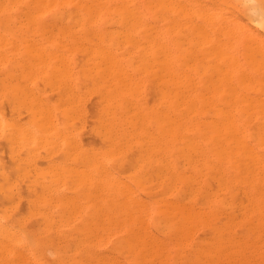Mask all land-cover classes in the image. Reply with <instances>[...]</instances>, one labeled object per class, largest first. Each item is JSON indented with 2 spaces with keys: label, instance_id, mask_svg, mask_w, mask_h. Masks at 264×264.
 <instances>
[{
  "label": "bare ground",
  "instance_id": "6f19581e",
  "mask_svg": "<svg viewBox=\"0 0 264 264\" xmlns=\"http://www.w3.org/2000/svg\"><path fill=\"white\" fill-rule=\"evenodd\" d=\"M238 7L245 9L247 20H243L236 14L235 8ZM2 16H14L17 18L28 17L31 18V20H27V23L29 25L64 23V21L50 22L48 20L32 18L46 19L48 17H58L57 19L59 20L61 17H74L76 21V17H81L86 18L82 20V23L84 24L83 26L93 23V21L95 20L92 21V18L95 17H114L113 19L120 17L122 18V25L123 23L130 24L133 26H138L139 28H142L147 24H149L148 27L150 28L153 27L150 25H155L150 24L152 22L146 20V17H154L155 19H157L156 22L158 23V29L154 28L155 32L153 34L150 31L148 32V35H145L146 29L144 31L143 27V31L145 33L142 34L145 37L138 40L137 43H133L136 45L140 44L142 46L150 44V47L151 44L156 43L157 46L154 49L156 50L157 48L156 51H159V54L157 55H159L158 60L159 64L161 65L160 69L162 75L155 76H161V78L163 79L159 80L158 82L156 81V83H160L161 81H163V84H161V86L163 85V94L161 100H159L161 101V109H155L156 111L158 109L161 110L160 114H156V112L154 114H156L157 117L162 113V119H160V116L158 117L163 121V129L160 128L163 130L162 134L164 146L162 147V152H169V148H171L170 151H172L173 153V159L170 157L171 159L167 160L166 158L164 159V164L163 162L160 163L162 164V167L160 166V168H162L161 170H163L162 176L164 177V179L166 178L169 181L170 185H168V183L164 184H167V187L170 186L168 190H172L173 196L171 198L161 197V204L159 205L160 216L158 222H150L148 220L143 221V218L141 217V215H139L142 219H139L140 221H138L137 218L139 217H137L134 218L135 220L137 219V221L132 220L133 222H128L125 220L121 221L120 218V221H115L109 218L108 220H101L100 218L103 217H100L99 219L92 218L94 221L63 223V240H65V264H124L121 258H124L125 256H127V261L131 260V258L133 257V263H130L132 262L130 261V264H264V0H0V17ZM0 23L2 22L0 21ZM119 23H121L120 20ZM71 26L72 25L70 24V29ZM133 26L130 28H133ZM63 27H59L57 29H61ZM85 28L87 27L85 26L84 29ZM48 29L45 28V30ZM4 32H1V35H4ZM58 32L60 31L58 30ZM63 33L65 34V32ZM1 37L4 38L3 36H0V38ZM130 37V40H132V38H135V36ZM128 39L129 38L127 37L126 41ZM7 40L9 41L8 38H5V42H7ZM16 40L18 39L16 38ZM43 41L47 42L49 40L43 39ZM21 43L22 45L25 44L24 46L28 47H31L30 45L44 44L43 42L30 41V39L29 41L28 39H21L20 44ZM28 43L30 45H27ZM102 43L103 42L100 41L98 43L95 42L94 44H97L98 46L101 44L103 46ZM3 44L6 45L5 43ZM0 45H2V43H0ZM13 46H15V44H13ZM9 48H12V46ZM29 49L32 48H26V51H32ZM94 50L97 51L96 48ZM142 52L147 51L142 50ZM30 53L32 54V52ZM152 55L154 56V54ZM41 56L37 57L39 58ZM32 57L35 59L34 56ZM88 57L91 58L89 55ZM102 57L104 58V55ZM40 60L44 62L43 59ZM91 60L93 59L91 58ZM83 61H81L82 64ZM85 63H87V61H85ZM20 65L21 63L18 64V66ZM151 66H154L153 62ZM157 67L159 68V66ZM98 68L101 67L98 66ZM85 69L82 70V72L85 71ZM102 69L104 70V68ZM151 69L155 70L152 67ZM51 72L53 73L54 71ZM120 72L125 73L126 71H123V69H121ZM52 73H50L49 75L53 76L51 75ZM29 76L31 75H28L27 77ZM65 76L67 77V75ZM113 77L115 78L117 76L114 75ZM61 78L58 77V79ZM127 78L124 80H127ZM64 80L66 79L64 78ZM47 82L50 81L47 80ZM138 83L139 82L137 81V84ZM64 85H66V83ZM118 86H120V84ZM12 87H14V85H12ZM68 87L71 86L69 85ZM38 88L41 87L38 86ZM109 89L112 91L111 88ZM136 89H133V91ZM109 92H107V94ZM67 97H69L68 94ZM103 98H105V96H103ZM124 99L128 98L124 97ZM111 105L115 106L114 104H110V106ZM63 108L67 109L66 107ZM124 109L127 108L125 107ZM102 111L105 110L103 109ZM108 113L109 112H107V114ZM42 117L44 118V115L41 116V118ZM112 117L115 118L114 115ZM142 117L145 118L146 116ZM144 118H142L141 120H144ZM45 120L50 121L48 120V118H45ZM41 122L44 123L45 121H42L41 119ZM107 122L108 121H106V123ZM4 124H6V122ZM47 125L49 126V124ZM157 126L159 128L160 125L157 124ZM108 131L112 132L111 130ZM133 132L134 134H136V130ZM129 133H131L130 130ZM141 136H143V134ZM155 136V140L156 138H159L158 136ZM106 137L109 138V135H106L104 138ZM108 138L106 139L109 141L110 139ZM138 140L140 139L138 138ZM47 143H49V141ZM159 145L161 146V144ZM118 146H120V143L118 144ZM162 148L159 147L156 150H161ZM106 151H104L103 153H105ZM114 151L115 150L111 152L113 153ZM123 155L125 154L123 153ZM160 155H163V153H161ZM94 165L96 166L97 164L94 163ZM105 168L106 167L104 166V169ZM68 169L69 168H67V170ZM97 169L98 167H96V170ZM70 170L71 169H69V171ZM49 171L50 170H48L47 172ZM37 174V176L43 175L42 173ZM25 175L26 174H24V176ZM80 177L81 176H79V182L81 179ZM51 178L53 177L51 176ZM77 178L78 177L76 175V177H74L73 179ZM64 182L67 181H65L64 179L63 183ZM57 183L59 182L57 181ZM126 183H128L129 187L132 185H129V182L127 181ZM81 185L83 184L81 183ZM123 186L128 189L127 185ZM47 187H49V185H47ZM164 187L163 189H165ZM35 189L37 188L35 187ZM118 189H120V186L118 187ZM129 190L130 189H128V191ZM134 190L132 189L131 191ZM37 191L39 192L40 189L38 188ZM95 191H97V189H95ZM76 193H78V191ZM95 193H93L92 195H94ZM124 193H126V191L120 194ZM87 194L89 195L90 193ZM88 195L86 197L89 199ZM38 197L41 196L38 195ZM140 197L142 198V196ZM29 198L27 197V199ZM45 198H47V196ZM45 198L42 200H45ZM58 198L60 199L63 197H59L58 195ZM52 199L49 200L50 203ZM71 199L73 200L74 198ZM32 200H34V198H32ZM46 201L48 200H45V202ZM156 201H158V199ZM67 202L64 203L68 204ZM50 203L46 202V204ZM65 204H63L62 206H64ZM94 204H92L93 206L91 207H94ZM9 205H12V203ZM107 208H109V206H107ZM121 208L122 207H120V209ZM97 209L96 211H98ZM63 211L65 212V210ZM64 212L63 214H65ZM71 213L74 212L71 211ZM93 213L98 214V212ZM102 213L106 214L107 216V213ZM126 214H128V212H126ZM129 214H131V212ZM29 215H31V213H29ZM67 215H69V213ZM41 216L42 215H40V217ZM131 217H133V215ZM53 219L55 218L53 217ZM53 223L48 222V224L51 225H53ZM12 233L15 232H13L12 230ZM201 233L206 235L202 236L200 235ZM7 240H9V238ZM14 241H16V239ZM8 244L10 245V243ZM6 245L7 244L5 243L4 246ZM31 246V248L34 247L33 245ZM50 246L51 245H49V247ZM9 250H11V248ZM18 253H15V255L12 254L14 258L16 257V255H19ZM20 254H22V252ZM41 257L42 256H40V258ZM23 259H20L19 257L18 261ZM12 261H15V259ZM27 262H29V260ZM6 263L9 264V262ZM47 263L50 264L51 262L48 261ZM61 264H63V262Z\"/></svg>",
  "mask_w": 264,
  "mask_h": 264
},
{
  "label": "rangeland",
  "instance_id": "374dc122",
  "mask_svg": "<svg viewBox=\"0 0 264 264\" xmlns=\"http://www.w3.org/2000/svg\"><path fill=\"white\" fill-rule=\"evenodd\" d=\"M235 12L240 18H242L243 20H247L245 9L238 7L235 8ZM57 18L58 17H48L46 19L44 18H32V19L48 20L50 22L64 21V23L62 24L47 23V24L29 25L27 23V20H31V18L28 17H22V18L19 17L17 18L14 16L0 17V21L2 22L0 23V36L4 37V38L2 37L0 38L1 41L0 43H2V45H0V52H1L0 53V177H1L0 186H2L0 187V201H1L0 202V213H1L0 214V242H1L0 263L1 264H8L6 262H9V264H14V263L15 264H19V263L49 264L47 263L48 261L51 262L50 264H61L62 262L63 264H65V258H64L65 240H63L64 238L63 223L94 221L93 219L95 218L99 219L100 217H103L100 218L101 220L102 219L108 220L109 218L115 221H120L119 220L120 218L121 221L125 220L128 222L130 221L133 222V221H137V219L138 221H140L143 218V221L148 220L150 222H158L160 216L159 205L161 204V197L171 198L173 196L172 190H168L170 186L167 187V184H164V183H168V185H170L169 181L166 178L164 179V177L162 176L163 170H161L162 168H160V166L162 167V164L160 163L163 162L164 164V159L166 158L167 160L171 158L173 159V153L172 151H170L171 148H169L170 150L168 149L169 152L166 153L162 152L163 151L162 147L164 146L163 134H162L163 121L160 120L162 119L161 116L162 113L161 115H159L160 119L158 118L159 116L156 117V114H160L161 111L159 110L161 109V101L159 100H161L163 94L162 93L163 85L161 86V84H163V81H161L160 83H156V81L158 82L159 80H163V79L161 78V76H157V77L155 76V75H162L160 69L161 65L159 64V60H158L159 55H157L159 54V51L158 52L156 51L157 48L156 50L154 49L157 46L156 43L151 44V47L150 44H146V46L143 45L144 46L143 47L140 44L136 45L133 43V42L137 43L138 40L145 37L142 33L146 32L145 35H148V32L151 31V33L153 34L155 32L154 28L158 29V23L156 22L157 19H155L154 17H146L145 18L146 20L152 22L150 24H155V25H150L153 26L152 28L148 27L149 24L143 26L144 31L146 29V31L144 32L143 27L139 28L138 26H133L124 23L122 25V20H121L122 18L120 17L115 19H113L114 17L92 18V21L93 20L95 21H93V23L85 25L87 27L85 29L82 20L86 18L76 17L77 22L75 21L74 17H61L59 20ZM62 18L65 20H63ZM119 20L121 21V23H119ZM70 24L72 25L71 29H70ZM132 26L133 28H130ZM59 27H63L65 31L63 30V28L57 29ZM45 28L46 29L49 28V29L45 30ZM58 30L60 32H58ZM1 32L2 33L4 32V35H1L2 34ZM63 32H65V34ZM130 36L132 37L135 36L136 40L135 38H132L133 41L130 40L131 38ZM127 37L129 39L126 41ZM5 38H8L9 41L7 40V42H5ZM16 38L18 40H16ZM21 39H28V41L30 39V41H38L43 43L45 42L43 41V39L49 41L45 42L44 43L45 45L44 44L30 45L28 43L27 45L31 46L28 47V46H24L25 44L24 45H22V43L20 44ZM100 41L103 42L102 44L104 47L101 44L99 46L97 44H94L95 42L98 43ZM3 43H5L6 45H4ZM13 44H15V46H13ZM11 46L12 48H9ZM26 48L27 49L32 48L29 50H32L30 52H32L33 55L30 52L26 51ZM95 48L97 49L98 52L94 50ZM142 50L147 52H142ZM152 54H154V56ZM31 55L34 56L35 59ZM35 55L37 56L42 55V56L38 58ZM88 55L93 60H91V58H89ZM103 55L104 58L102 57ZM40 59H43L44 62L41 61ZM83 60L87 61V63H85V61ZM81 61H83V64ZM152 62L154 63V66H151ZM19 63H21L20 66H18ZM59 66L61 67V69ZM98 66H100L101 68H98ZM157 66H159V68ZM151 67L154 68L155 70L151 69ZM68 68L70 72L68 71ZM102 68H104V70ZM84 69L86 72L85 71L82 72V70ZM121 69H123V71L126 72L125 73L123 72L124 74L121 73L120 72ZM36 70L39 72H37ZM51 71H54L55 73L53 72L54 73L53 74ZM50 73H52L51 75L53 76H50L49 75ZM66 73H68L69 75ZM28 75L31 76L27 77ZM65 75H67V77ZM114 75L117 77L114 78L113 77ZM57 76L59 78L61 77L63 78L58 79ZM64 78L66 80H64ZM103 78H105L107 81ZM126 78L127 80H124ZM47 80L50 82H47ZM58 80H61L62 82ZM137 81L139 82L138 83L139 86L137 84ZM65 83L66 85L67 84L68 85L67 86L64 85ZM119 84L120 86H118ZM12 85H14V87H12ZM69 85L71 87H68ZM38 86L41 88H38ZM109 88H111L112 91ZM133 89L136 90L133 91ZM107 92L109 93L107 94ZM67 94L69 97H67ZM103 96H105V98H103ZM124 97H127L128 99H124ZM100 99L103 101H101ZM114 99H116L118 102ZM116 103H120V104H116ZM110 104H114L115 106L113 105L110 106ZM63 107H66L68 110ZM125 107L127 109H124ZM157 108L159 109L156 111L155 109ZM36 109H38L39 111ZM103 109L106 112L102 111ZM62 111L65 113H63ZM107 112L109 113L107 114ZM155 112L156 114H154ZM43 115L44 118L43 117L41 118V116ZM113 115L115 118L112 117ZM142 116H146V117L144 118ZM33 117H36L38 119ZM45 118H48V120L50 121H46ZM142 118H144V120H141ZM41 119L42 121L45 122L44 123L41 122ZM106 121H108L109 123L108 122L106 123ZM5 122L6 124H4ZM47 124H49V126ZM157 124L160 125L159 128ZM108 130H111L112 132H109ZM129 130L131 131V133H129ZM135 130H136L135 132L136 134H134L133 132ZM142 134L143 136H141ZM106 135H109V138L106 137L110 139L109 141L106 138H104ZM154 136L155 137L158 136L159 138H156L155 140ZM138 138L140 140H138ZM47 140L49 141V143H47L48 142ZM119 143L121 147L118 146ZM159 144H161V146ZM158 146L162 149L156 150L159 148ZM105 148L107 149V151ZM113 150L115 151L112 153L111 151ZM94 151L96 152V154ZM104 151L106 152L103 153ZM157 152L159 153L161 152L163 153V155H160L161 153L159 154ZM123 153L125 155H123ZM93 162L97 165L95 166ZM104 166L106 167L105 169ZM96 167H98L97 169L98 171L96 170ZM67 168L71 169L72 171L71 170L69 171V169L67 170ZM48 170L50 171L47 172ZM23 173L26 175L24 176ZM37 173L39 174L42 173L43 175L37 176L38 175ZM155 174L157 175V177ZM76 175L78 178L73 179L74 177H76ZM51 176L53 178H51ZM79 176H81L80 182H79ZM151 176H153L154 178ZM64 179L65 181L67 182L69 181V182L63 183ZM93 180H95L97 183ZM57 181L59 183H57ZM126 181L129 182V185L132 184L131 186L133 187L131 186L129 187ZM81 183L83 185H81ZM47 185H49V187H47ZM123 185H127L128 186L127 188L130 190L128 191V189H126V187ZM119 186L120 189H118ZM162 186L163 187L165 186L164 188L166 189L167 192L165 191V189H163ZM35 187L37 189L39 188L40 191L38 192L37 189H35ZM95 189H97V191H95ZM132 189L133 190L136 189V190L131 191ZM75 191L76 192L78 191V193L80 194L76 193ZM125 191L126 193L120 194ZM87 193L90 194L88 195ZM93 193H95L94 194L95 196L92 195ZM12 195H14L15 197ZM38 195L41 197H38ZM58 195L59 197H63L64 199L63 198L59 199ZM87 195L89 196V199L86 197ZM46 196L48 199L45 198ZM140 196H142V198ZM27 197L30 198L27 199ZM32 198H34V200H32ZM44 198L45 200H48L46 201L48 203H50L49 200L52 199L51 203L46 204L45 200H42ZM71 198L74 199L72 200ZM157 199L158 201H156ZM64 202H67L68 204H65ZM11 203L12 205H9ZM63 204L65 205L62 206ZM92 204H94V207H91L93 206ZM107 206H109V208H107ZM119 206L122 208L120 209ZM94 208L96 209L101 208V209H97L98 211H96V209ZM59 210L62 211L65 210V212L63 211L65 214H63V212ZM71 211L74 213H71ZM93 212H98V214L97 213L94 214ZM102 212L107 213V216ZM126 212H128V214H126ZM130 212L131 214H129ZM29 213H31V215H29ZM68 213L69 215H67ZM40 215L42 216L40 217ZM130 215L131 216L133 215V217H131ZM139 215H141L142 218ZM53 217L55 219H53ZM134 218L137 219L135 220ZM48 222L53 223V225L48 224ZM12 230L17 234L12 233ZM200 235L204 236L206 234L201 233ZM3 236L6 237L7 239L9 238V240L4 238ZM15 239L16 241H14ZM5 243L7 244L6 246H4ZM8 243H10V245ZM31 245H33L34 247L31 248L32 247ZM49 245L51 246L49 247ZM56 246H58L59 248ZM10 248L11 250H9ZM21 252L23 255L20 254ZM15 253L16 254L18 253L19 255H16V257L14 258L13 255H15ZM40 256L42 257L40 258ZM19 257L20 259H23L24 257V259L18 261ZM126 258L127 256L121 258L124 264H127L130 261H132L133 257L132 258L130 257L131 260L129 261H127L128 259L126 260ZM14 259L15 261H12ZM28 260L29 262H27ZM130 263H133V261Z\"/></svg>",
  "mask_w": 264,
  "mask_h": 264
}]
</instances>
